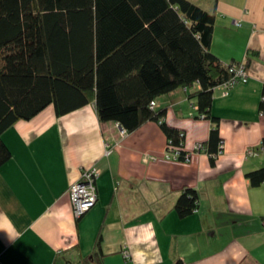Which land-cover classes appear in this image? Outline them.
<instances>
[{
    "label": "crops",
    "instance_id": "0c3cea01",
    "mask_svg": "<svg viewBox=\"0 0 264 264\" xmlns=\"http://www.w3.org/2000/svg\"><path fill=\"white\" fill-rule=\"evenodd\" d=\"M191 1L215 16L212 52L247 62L245 82L213 91L223 143L215 163L192 151L212 122L195 117L183 88L156 101L184 130L188 161L166 159L155 121L122 132L98 120L93 101L61 116L50 104L2 133L11 158L0 167V264H264V182L245 177L264 167V0ZM90 166L100 170L97 200L75 218L66 192ZM185 188L198 206L180 218L173 206Z\"/></svg>",
    "mask_w": 264,
    "mask_h": 264
},
{
    "label": "trees",
    "instance_id": "16d2710c",
    "mask_svg": "<svg viewBox=\"0 0 264 264\" xmlns=\"http://www.w3.org/2000/svg\"><path fill=\"white\" fill-rule=\"evenodd\" d=\"M214 23V14L191 0H0V167L11 158L2 133L14 122L50 104L61 116L92 101L99 121L126 132L155 121L166 151L185 161V132L165 121L156 101L178 88L188 92L195 117L212 122L200 152L214 164L222 141L213 91L236 63L212 52ZM245 177L260 185L264 167ZM197 206L198 193L185 188L173 209L184 218Z\"/></svg>",
    "mask_w": 264,
    "mask_h": 264
},
{
    "label": "built area",
    "instance_id": "2783aa9c",
    "mask_svg": "<svg viewBox=\"0 0 264 264\" xmlns=\"http://www.w3.org/2000/svg\"><path fill=\"white\" fill-rule=\"evenodd\" d=\"M229 72L231 73L230 78L219 86L222 89L223 95H227L229 89H231L240 82H245L248 77L244 62H240L238 64H232L229 67ZM152 105L155 106L156 104L152 102ZM201 150H202V144L195 143L192 151L200 152ZM220 153L221 150L218 152L216 156H214V158L216 159ZM246 154L252 155L254 154V151L249 149L246 151ZM179 157H180V152L177 150L166 151L167 159H174L177 161L180 160ZM188 160H189V156L187 155L185 161ZM99 174H100V170L96 166L83 168L78 180L73 182L68 188L66 194L70 200L72 213L75 218H79L95 205L97 200V190H96L95 181L99 176ZM122 254L125 259L130 258L129 250L123 249Z\"/></svg>",
    "mask_w": 264,
    "mask_h": 264
},
{
    "label": "rangeland",
    "instance_id": "374dc122",
    "mask_svg": "<svg viewBox=\"0 0 264 264\" xmlns=\"http://www.w3.org/2000/svg\"><path fill=\"white\" fill-rule=\"evenodd\" d=\"M238 63H240V62H236V63H232V64H238ZM231 64V65H232ZM222 91V90H221ZM157 100H158V98H157ZM121 131H123V130H121ZM223 144V143H222ZM222 147H223V145H222ZM221 147V148H222ZM187 152H188V156H189V158H190V155H191V152L190 151H188V150H186ZM167 159V158H166ZM170 160H173V161H176V160H174V159H170ZM184 161V160H183Z\"/></svg>",
    "mask_w": 264,
    "mask_h": 264
},
{
    "label": "water",
    "instance_id": "95a60500",
    "mask_svg": "<svg viewBox=\"0 0 264 264\" xmlns=\"http://www.w3.org/2000/svg\"><path fill=\"white\" fill-rule=\"evenodd\" d=\"M122 130V129H121Z\"/></svg>",
    "mask_w": 264,
    "mask_h": 264
}]
</instances>
